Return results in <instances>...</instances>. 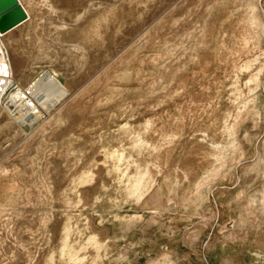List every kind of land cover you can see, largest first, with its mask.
Segmentation results:
<instances>
[{"label":"rangeland","instance_id":"1","mask_svg":"<svg viewBox=\"0 0 264 264\" xmlns=\"http://www.w3.org/2000/svg\"><path fill=\"white\" fill-rule=\"evenodd\" d=\"M19 1L0 264H264V0Z\"/></svg>","mask_w":264,"mask_h":264},{"label":"built area","instance_id":"2","mask_svg":"<svg viewBox=\"0 0 264 264\" xmlns=\"http://www.w3.org/2000/svg\"><path fill=\"white\" fill-rule=\"evenodd\" d=\"M3 51L0 52V107L8 111L6 106L12 105L21 113L27 107L35 110V89L32 90L30 85L22 86L15 80L6 49Z\"/></svg>","mask_w":264,"mask_h":264},{"label":"water","instance_id":"3","mask_svg":"<svg viewBox=\"0 0 264 264\" xmlns=\"http://www.w3.org/2000/svg\"><path fill=\"white\" fill-rule=\"evenodd\" d=\"M27 13L19 0H0V33L4 34L21 24Z\"/></svg>","mask_w":264,"mask_h":264},{"label":"bare ground","instance_id":"4","mask_svg":"<svg viewBox=\"0 0 264 264\" xmlns=\"http://www.w3.org/2000/svg\"><path fill=\"white\" fill-rule=\"evenodd\" d=\"M2 35V34H1ZM35 102H36V99H35ZM7 108H8V112L10 111L11 113L13 112V113H16L18 110L15 108V107H13L12 105H7L6 106ZM36 107V106H35ZM27 110H29V109H31L32 110V108H26ZM36 111V110H35Z\"/></svg>","mask_w":264,"mask_h":264}]
</instances>
